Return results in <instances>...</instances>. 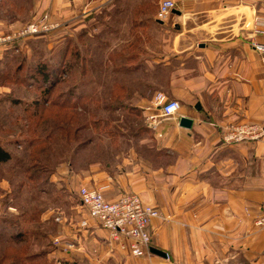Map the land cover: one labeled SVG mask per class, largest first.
<instances>
[{
    "label": "crops",
    "instance_id": "0c3cea01",
    "mask_svg": "<svg viewBox=\"0 0 264 264\" xmlns=\"http://www.w3.org/2000/svg\"><path fill=\"white\" fill-rule=\"evenodd\" d=\"M122 1L32 0L31 11L12 15L5 0L0 34L45 13L63 24V38L89 27L98 33L107 13L126 11ZM175 1L166 22H156L157 10L138 20L135 29L141 39L139 64L146 71H167L156 92L180 104L179 116L162 119L157 131L149 129L140 150L129 141L112 160L59 165L51 184L73 204L67 223L55 226L74 249L55 248L47 253L51 259L59 257L64 264H264V231L254 227L264 215V138L223 142L230 126L264 125V54L255 47L264 45V0ZM128 24L121 27L127 36L111 52L132 41ZM149 29L159 33L154 44H148ZM182 118L193 122L191 129L180 126ZM81 188L103 190L111 203L136 194L160 210L163 218L150 225L149 253L134 257L126 246L110 241L75 202ZM50 218L42 214L41 223L48 226ZM88 219L89 226L80 229Z\"/></svg>",
    "mask_w": 264,
    "mask_h": 264
},
{
    "label": "trees",
    "instance_id": "16d2710c",
    "mask_svg": "<svg viewBox=\"0 0 264 264\" xmlns=\"http://www.w3.org/2000/svg\"><path fill=\"white\" fill-rule=\"evenodd\" d=\"M4 1L2 0L0 5ZM7 2H9L12 15L14 13L23 15L31 11L32 0H7ZM134 2L136 0H125L120 3L122 7L126 8L125 12L115 13L113 10L111 13H107L103 18L102 29L98 33L94 32L92 27H89V29L77 34L79 43L75 46L74 61L80 62V64L70 63L67 66L68 61L71 60L68 57L69 46H67L68 40H66V52L60 57L59 61L61 67L54 72H51L46 65L38 64L26 75L28 82L30 81L26 83L24 81L19 82L17 73L21 69L18 67L15 73L8 71L5 74L7 76L5 78L12 81L10 84L0 82L1 88L7 87L13 90L20 86L26 92H33L43 97L42 100L37 99L31 103L34 108L33 113L23 128L19 129V132L14 135L15 138L19 136L22 142L17 139L16 141L19 142L8 141L7 147L0 144V167L9 165L16 160L11 148H15V145L22 146V148L24 145L25 147L22 153L19 152L22 156L21 159L17 160L19 164L16 167H8L13 177L9 178L0 173V181H8L11 189L7 195L8 197L0 200V214L12 215L9 213V208L12 207L19 211V216H11L14 218L11 221L1 217L3 221H0V237H5L1 241L4 240L6 246L3 247L5 248L4 255L0 259V264H34L42 259V255L38 254L39 252L36 253L32 248L27 249L26 255L20 244L30 245L32 239L42 237L44 234L37 231L43 225L40 219L47 205L43 196L46 195L47 188L53 191L50 194L55 193L56 195L57 187L51 184V177L58 164L67 163L73 167H83L98 159L102 161L112 160L115 156L123 153L132 138L134 141L133 148L138 150L143 148L140 145V140L147 137L150 131L145 124L143 109L125 105L121 101L125 94L145 91L149 73H152L153 78L157 80L158 78H166L167 71L162 68L146 71L139 64V43L141 39L137 35L138 29H135V23L138 21V15L149 16L152 11L147 12L144 7H141L142 4L135 6L136 8L133 7ZM143 16L141 17L143 18ZM156 22L161 24L158 20ZM124 23H129L128 26L131 27V31H129L132 41L111 52L112 42L109 38L112 35L120 34ZM83 48L84 50L81 51ZM0 51L5 52L0 58V67L3 70L8 69V65L2 63L4 58L9 60L20 56L17 54L18 49L16 47L4 48ZM89 61H92V67H89ZM101 62L103 64L100 68L99 64ZM74 75L75 79H72ZM115 75L133 78V81H131L129 87L116 81L111 84L112 88L109 91L112 97L108 109L113 108L114 111L118 109L127 111L128 109L129 113L126 112L125 115L127 116H124L126 121H129L128 118L133 116L143 122L144 126L134 134L135 137L122 132L119 128L113 129L112 126L116 123V119L100 117L101 101L96 97L94 98V93L88 94L89 97L87 98L92 101L93 109L97 110L96 115L86 111V117L80 116L77 114V110L80 108L78 106L79 102L76 100L72 104L70 100L68 101L69 98H72V92L83 95L88 87L86 84L91 82L92 88L90 90L96 92L98 89L96 87L100 85V78ZM62 77H70V80L66 83L71 82L69 86L67 85L69 95L62 96L61 100L64 97L67 98L64 101H53L51 98L59 84H62ZM158 89V87H154L153 92ZM114 102H117L118 105L112 107ZM108 109L107 111H109ZM117 120L120 121V119ZM103 138L108 139L109 142L105 144ZM57 142H59V155Z\"/></svg>",
    "mask_w": 264,
    "mask_h": 264
},
{
    "label": "rangeland",
    "instance_id": "374dc122",
    "mask_svg": "<svg viewBox=\"0 0 264 264\" xmlns=\"http://www.w3.org/2000/svg\"><path fill=\"white\" fill-rule=\"evenodd\" d=\"M161 0H136V2H134L133 7H137L140 6V4L143 5V7L145 8V10H147V12H153V11H157L158 7H159V3ZM175 1V0H174ZM176 2V1H175ZM135 7V8H136ZM47 14V13H45ZM44 15V14H42ZM41 15V16H42ZM41 16H36L34 19H37ZM141 16L143 15H138L137 19H143ZM33 19V20H34ZM55 20V19H54ZM63 29V28H62ZM62 29H60L59 31L48 35V36H42L39 38H34L24 44H22L21 46H16V48L18 49L17 54L18 55H22V57L19 56V58L15 57L14 59H3L2 63H6L8 65V69H2L0 67V82H3L5 84H10V82H12L10 79V81L5 78V74H7L6 72L8 71H12V73L16 72V69H18V67L21 69L17 74L19 76V82H28V79L26 77V75L32 71L33 67H35L36 65L40 64V65H46L48 67V69L51 72H54L57 68L61 67L60 66V57L62 55H64L65 51V45H66V40L67 41V46H69V60L68 61V65L71 64H80V62L74 61L75 58V53H76V44L79 43L77 40V34L80 33V31L78 33H68V35L64 37V35H61V31ZM107 31V30H105ZM7 33V32H5ZM2 33V34H5ZM107 33V32H104ZM124 32L123 29L121 30L120 34L118 35H112L110 36L109 40L112 42L111 46L113 47V44L115 42H118L119 39L123 40L124 38ZM1 35V34H0ZM101 35V34H100ZM62 37V38H61ZM159 37V33H156L155 31H153V29H149L147 30V41L148 44H154L155 40H158ZM81 42V40H80ZM88 42V41H87ZM91 42L89 41V44ZM112 49V48H111ZM84 48L81 50L83 51ZM5 52H1L0 51V58H2V56L4 55ZM150 53V52H148ZM3 54V55H2ZM140 54V53H139ZM2 55V56H1ZM16 55V56H18ZM28 56V58H27ZM24 58V60H23ZM27 60H26V59ZM103 63L101 62L100 68L102 67ZM89 67H92V61H89ZM104 68V67H103ZM76 75V73H75ZM75 75L74 78L75 79ZM7 77V76H6ZM70 80V77L68 78H64L62 77V84H59L55 94L53 95V97L51 98L53 101H64L67 98L64 97L62 100V96H68L69 95V87L67 88V85L69 86V84H71V82H69L68 84L67 81ZM148 83L145 87V91L141 92V93H128L123 95L124 98L121 101L125 103V105H129V106H135V107H145L147 104L150 105L151 103V99L153 98V96H155L157 94V92H153L154 87H158L159 89L161 88V86L159 85H164L165 83V77L163 78H158L157 80H155L152 76V73L148 74L147 77ZM119 82L121 84L126 85L127 87H129L131 85V81H133V78H129V77H123V76H109L105 78H100L99 79V84L96 92H91V88H92V84L90 82V84H86L88 87L86 88L85 93H83V95H81L80 93H76V92H72V98H69L68 101L70 100L72 102V104H74V102H79L78 106L80 107L79 110H77V114H79L80 116H85L86 117V111L96 115L97 110L93 109L94 106L92 105V101L89 100L87 97H89V95L91 93H94V98L96 97L97 99H99L101 101L100 104V117L102 118H106V117H111L114 119H120V121H116L115 120V124L114 126H112V128H119L121 129L122 132H125L128 135H133L135 137V133L140 130L144 125L143 122L141 120L136 119L135 117L131 116L129 121H126L124 118L126 112L129 113L128 109L127 111H122V110H113V108L108 109L109 104H111V92L109 91L112 87L111 84L113 82ZM30 82V81H29ZM28 82V83H29ZM88 83V82H87ZM61 85V86H60ZM12 90V89H11ZM10 90V88H1L0 87V144L5 145L8 143V141H13L14 142H19L16 141L20 140L19 136L18 138L14 137V135L16 133L19 132V129H22L23 126L27 123L28 118L31 116V114L34 111L33 106L31 105L32 102L36 101L37 99L42 100L43 97L39 96L38 94H34L33 92H26L24 91V89H21L20 86H17L15 89H13L12 91ZM68 92V93H67ZM162 93V92H161ZM87 94V95H86ZM89 94V95H88ZM39 96V97H38ZM82 98V99H80ZM80 99V100H78ZM149 101L145 106L142 105V102H147ZM118 103L114 102L113 106H117ZM148 105V106H149ZM147 106V107H148ZM107 109L109 111H107ZM145 109V108H144ZM144 112V110H143ZM143 117H144V113H143ZM145 120V124L147 126V121L146 118L144 117ZM148 127V126H147ZM151 130V129H150ZM105 144H107L109 141L106 138H103ZM27 141V140H26ZM132 144L131 146L133 147L134 145V141L133 138L131 140ZM20 144V143H17ZM26 144V142H25ZM59 142H57V152L59 155ZM7 147V146H6ZM11 148V147H10ZM24 145L23 148L22 146H18L15 145V148H11V152H14V157L16 158L15 161H13L11 164L0 167V173H2L4 176H7L9 178H12V173L11 170L8 168L9 166L11 167H16V165L19 164V162L17 160L21 159L22 156L20 155V153H22V151H24ZM18 152V153H17ZM20 152V153H19ZM59 164L56 166V168L58 169ZM47 193L46 195H44V199L46 202V208L44 213H50L51 214V218L49 221L48 226L46 225H42L41 229L37 230L38 232L41 231L42 233H44L42 235V237L39 238H35L32 239V244L27 245L25 243H21L20 245L22 246V248H24V253H27V249H33L34 251L39 252L38 254L42 255V259H40V261H38L37 263L34 264H64L62 260L64 259H59V257L57 258H53L51 259L49 256V254H47L48 252H51V250L57 248L54 244V240L55 239H62L60 237V235L58 234L57 227L56 226H64L67 223V219L70 217L71 214V209H70V205L73 204V201L69 200L66 197V194L64 192H61V189L59 187L56 188L57 192L56 195L54 194H50L51 191L49 188H47ZM10 186H9V182L5 181V180H1L0 181V200H3V198L8 197L7 195L9 194L10 191ZM77 201H75V199L73 198L72 200H74L76 203H79V199L76 196L75 197ZM74 202V203H75ZM72 203V204H71ZM9 213L12 214L13 216H19V211L16 210L15 208H9ZM4 214H0V221H3L1 217H4V219L6 220H12L14 219L13 217H11L12 215H4ZM6 216V217H5ZM59 217L62 219V224H59L57 222H55V219ZM56 225V226H55ZM5 237H0V241L2 239H4ZM63 244H71L68 242H65L63 239ZM8 244V243H7ZM73 245V244H72ZM4 246H6L5 241H1L0 243V259L2 258V256L4 255ZM72 251V250H71ZM70 251V252H71ZM27 255V254H26Z\"/></svg>",
    "mask_w": 264,
    "mask_h": 264
},
{
    "label": "built area",
    "instance_id": "2783aa9c",
    "mask_svg": "<svg viewBox=\"0 0 264 264\" xmlns=\"http://www.w3.org/2000/svg\"><path fill=\"white\" fill-rule=\"evenodd\" d=\"M2 0H0L1 3ZM176 9L174 0H161L157 11V20L166 22ZM260 25V24H259ZM63 28L60 21L54 20L49 14H44L27 24L25 27L12 30L0 35V49L14 48L38 37L51 35ZM264 54V45H255ZM180 104L169 99L165 94L158 92L150 105L144 109L147 113V126L157 131L162 119H176L179 116ZM264 138V125L247 123L230 126L224 136L226 144L256 142ZM103 190L81 188L78 191L79 202L88 214V218L96 222L103 230L109 233L110 241L125 246L134 257H144L149 253L152 237L150 225L152 221L163 218L157 208L146 205L136 194L122 196L116 202L105 199ZM89 219L79 224L80 229L89 226ZM55 222L62 224L57 217ZM254 227L264 231V215L254 220ZM54 244L65 253L74 249L72 244H63L62 239H55Z\"/></svg>",
    "mask_w": 264,
    "mask_h": 264
},
{
    "label": "water",
    "instance_id": "95a60500",
    "mask_svg": "<svg viewBox=\"0 0 264 264\" xmlns=\"http://www.w3.org/2000/svg\"><path fill=\"white\" fill-rule=\"evenodd\" d=\"M162 23V22H160ZM192 125H193V122L189 119H185V118H182L181 121H180V126L183 127V128H186V129H191L192 128ZM151 253L157 255V256H161V257H166L167 255L163 252H160L159 250H156V249H151Z\"/></svg>",
    "mask_w": 264,
    "mask_h": 264
}]
</instances>
